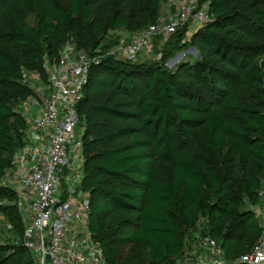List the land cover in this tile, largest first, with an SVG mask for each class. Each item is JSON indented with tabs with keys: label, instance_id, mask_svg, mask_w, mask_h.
<instances>
[{
	"label": "trees",
	"instance_id": "obj_1",
	"mask_svg": "<svg viewBox=\"0 0 264 264\" xmlns=\"http://www.w3.org/2000/svg\"><path fill=\"white\" fill-rule=\"evenodd\" d=\"M21 1L32 7L35 23L20 18L16 28L1 35L24 52L8 60L0 56V177L22 142L24 120L7 100L30 93L19 80L22 67L40 68L43 57L54 62L67 40L90 52L105 27L144 30L158 23L168 0ZM209 13L211 21L192 35L205 61L179 69L205 93L194 92L159 62L138 65L100 55L90 68L77 106L83 130L81 190L89 200V231L107 264H131L125 257L129 248L139 251V264L178 259L185 232L200 216L207 220L203 236L216 241L228 260L248 252L258 239L254 212L234 210L240 195L258 201L264 111L234 90L251 66L243 47L232 41L257 38L253 29L264 21V0H209ZM186 35L184 27L170 37L181 43ZM253 79L261 82L264 75L256 72ZM202 127L206 150L226 149L240 169L221 174L210 162L202 167L190 151L176 152L177 130ZM0 211L9 216L12 206ZM9 251L15 264H34L23 246L12 245L0 246V264Z\"/></svg>",
	"mask_w": 264,
	"mask_h": 264
},
{
	"label": "built area",
	"instance_id": "obj_2",
	"mask_svg": "<svg viewBox=\"0 0 264 264\" xmlns=\"http://www.w3.org/2000/svg\"><path fill=\"white\" fill-rule=\"evenodd\" d=\"M165 5L170 10L169 18L133 37L123 50L124 61L148 56L157 38L166 39L184 27L189 34L211 21L209 0H168ZM87 55L71 40L65 42L48 76V95L33 121L37 142L44 140L46 145L27 150L36 163L23 178V191L18 193L20 210L25 215L22 246L34 264H107L89 231V200L81 190L83 130L77 106L90 68L98 61H91ZM161 57L156 55L155 61ZM25 154L16 162L22 164ZM62 181L68 185L65 195L59 191ZM25 189L33 191L31 198L23 193ZM257 196L254 216L259 235L251 249L228 260L216 241L203 236L197 245L203 256L191 264H264V187L258 189Z\"/></svg>",
	"mask_w": 264,
	"mask_h": 264
},
{
	"label": "rangeland",
	"instance_id": "obj_3",
	"mask_svg": "<svg viewBox=\"0 0 264 264\" xmlns=\"http://www.w3.org/2000/svg\"><path fill=\"white\" fill-rule=\"evenodd\" d=\"M10 7H12V10ZM169 11V8L163 4L159 11L158 22L168 19ZM20 18H24V23L29 25L35 23L32 7L28 2L21 0H0V56L5 60L17 57L24 52V49L20 47L4 43L1 38V35L18 26ZM258 23L259 26L253 29L254 35L257 37L255 40L245 42L232 41L235 47L237 45L243 47V50L241 49L242 54L251 66L235 84L234 90L242 101L249 105H256L264 111V97L261 95V92L264 90V80L261 79V82H256L253 79V75L256 72H262V75H264V21L262 20ZM201 27L204 26H198L191 30L181 43H176L173 37L166 39L157 38L153 42L151 53L136 60L135 63L138 65L156 63L155 56L161 54L162 57L159 63L172 71L181 83L189 86L197 94L204 92V87H200L187 80L184 74L179 71L180 67L184 64H192L196 60L205 61V52L192 40L193 33ZM141 31V29L126 31L105 27L96 34L93 48L90 52H86L87 56L91 61H95L98 58L97 56L100 55H109L116 60L124 61L123 50L125 46ZM52 66L53 62L43 57L40 68L22 67L19 80L28 87L30 93L25 97L17 99L7 98L12 109L23 118L24 128L22 129V142L9 158L12 163L11 167L0 177V207L12 206V213L9 216H5L0 211V246L12 245L16 247L23 244L22 231L25 215L20 210V204L22 203L18 191H23L21 189L22 180L29 169L36 163V161L31 160V155L27 153V150L29 151V148H33V145H35L33 136L37 132L34 131L33 121L41 111L44 100L48 95V76ZM205 140L206 130L204 127L191 133L177 130L176 152L181 154L183 151H190L202 167L207 162H210L221 174H231L233 171L240 169L241 165L237 158L230 155L226 149L217 153L208 152L205 148ZM45 145L46 142L44 140L39 141L37 144L39 147H44ZM24 152L26 153L25 159H28L27 167L16 172L18 168L16 160L20 156H23ZM67 187V183L62 181L59 191L65 195ZM263 187L264 178L261 181L260 190ZM83 196L85 195L83 194ZM257 207L258 201L256 204H253L248 201L247 197L240 195L238 196L234 213L245 210L255 213ZM206 223V218L200 216L194 228L185 232L181 256L176 260L162 264H191L195 261L196 257L201 258L203 254L197 245L206 230ZM12 253V251H9L4 254V259L2 260L4 264H15L17 257ZM194 253H196L195 256ZM138 255L140 254L137 249L131 251V248H129L125 252V257L130 259L131 264L140 263L139 258L141 256ZM147 264H151V262L148 261Z\"/></svg>",
	"mask_w": 264,
	"mask_h": 264
},
{
	"label": "crops",
	"instance_id": "obj_4",
	"mask_svg": "<svg viewBox=\"0 0 264 264\" xmlns=\"http://www.w3.org/2000/svg\"><path fill=\"white\" fill-rule=\"evenodd\" d=\"M33 142H34V144H35V145H33V147H34L33 149H35V146H37V144H38L35 135L33 136ZM25 157H26V155H25ZM16 163H17V165H18V168H17V171H16V172H19V171H21V170H23V169H25V168L27 167L28 159L26 158V159L23 161L22 164H19L18 162H16ZM24 193H26L30 198L33 196V195H32V194H33V191H28L27 189H25V190H24Z\"/></svg>",
	"mask_w": 264,
	"mask_h": 264
}]
</instances>
